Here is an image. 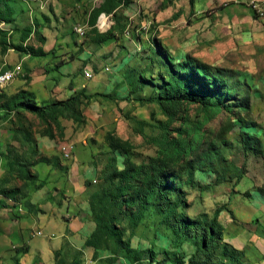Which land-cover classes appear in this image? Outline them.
<instances>
[{
	"label": "rangeland",
	"instance_id": "rangeland-1",
	"mask_svg": "<svg viewBox=\"0 0 264 264\" xmlns=\"http://www.w3.org/2000/svg\"><path fill=\"white\" fill-rule=\"evenodd\" d=\"M76 1L81 4L73 14L76 18L73 26L76 24L81 26L80 31H75L73 27L72 31L74 30L77 35L73 33L89 46L91 34L90 26L87 25L88 13L100 0ZM128 1H131L128 6H120L117 10L118 24L115 25L114 18L110 17L112 25L110 22L109 28L114 26L112 30L114 38L109 44L101 46L97 57L88 59V62L100 72L89 81L123 78L127 84L125 93L121 94V97H113L109 93L106 94V88L101 89L100 93H104L106 96H97L95 98L97 102H89L87 104L89 109L87 106L83 107V110H89V120L87 121V116L84 115L85 122L74 128L75 131L82 126L86 129V133H90L94 127V132L90 134L92 137L89 138L88 143L93 146L92 156H95V162H99L101 169L96 172L94 177L96 180L92 181V186L96 191L107 188L108 185L102 176L107 159L112 155L104 141L107 131H113L122 139H128L133 144L131 159L136 163L157 153L158 147L154 143L153 137L160 135L158 121L165 120V116L155 102L144 101L153 93L156 95V87L151 81L159 85L161 83L160 73L165 74V69L153 53V48L156 45L171 53L176 60L192 56L209 65L219 67L226 81L238 91V99L233 100L231 109L222 108L218 114L209 119L205 118L199 104L186 103V111H181L178 114L171 129L181 125L188 126L187 132L192 136L196 134L199 137L196 144L199 150L218 149L224 155L225 161L231 164L229 169L219 170L220 175L224 177V181L219 183L215 182L213 172L195 171V179H199V175L196 174L199 171L203 173L204 177H209L210 174L212 177L208 180L210 181L208 186L205 185V182L196 179L206 188L183 186L188 194L187 201L192 200L196 203L190 209L186 208V213L195 216L200 210H206L211 215L216 208L225 206V204H221L224 200L237 208L240 215L245 216L247 212L242 206L244 198L237 196L236 192L232 190L248 191V193L244 191L243 196H249V192L254 190L264 193V15L258 16L252 8L251 2L249 6L253 11V16L255 13L256 20H246L244 17L246 10H242V15L239 13L237 21L233 22L229 21L231 16L225 12L234 7V3L230 0ZM8 3L14 9V21L17 22H12L14 25L12 35L15 36L10 40L13 45L20 42L21 31L25 25L32 26L35 21L41 19L40 8L53 12L56 7V0H8ZM30 3H32L31 8H27V4ZM28 9L33 13L30 16L27 14ZM64 14L65 11L62 10L59 16H64ZM225 14L227 16H224ZM98 18L95 27L100 31L97 27ZM27 43H32V38ZM137 47L139 49L133 52L132 49ZM131 55L133 57L128 59L127 64H123L121 69H116L120 61L122 62L124 58ZM32 58L37 59V57ZM103 65H112L114 70L102 73ZM13 73L9 83L15 77L16 72L13 71ZM75 73L82 77V70H77ZM140 77L144 81V87L132 92V85ZM19 90L21 88L17 91ZM78 92L81 91L74 93ZM14 93L0 91V188L13 191L12 193L7 192L8 196L0 194V201L5 205L2 208L11 209L12 218L19 219L22 215L34 214L38 216V211L42 210L44 202L52 200V197L47 196L43 190L49 176L48 165L52 164L54 167L60 168L61 172H66L69 162L77 160L74 147H79L80 144L74 139L58 142L55 146L58 153L47 157L49 161L53 162H37L30 167V177L20 179L16 170L10 166V161L13 159L10 149L21 153L27 150V145L23 146L17 140L20 138L21 141H24V137L23 134L16 133V124L22 123V129L30 133L34 139H37V136H40L47 127L56 130L52 124H45L35 114L25 111L21 107H8V99ZM24 96L25 99L31 101L33 99L26 93ZM111 97L113 98L111 99ZM238 101H243L245 107L236 106ZM108 106L111 107L112 113H108L106 110ZM114 118L116 119L114 120ZM239 118L244 119L248 126H243L244 124ZM140 119L147 121L148 124L141 126L137 122ZM183 120H185L184 124ZM69 123L70 121L66 126L68 128ZM230 123L233 124V127L229 129ZM194 126L199 127L196 129L197 133L195 130H191V128L194 129ZM241 131H248L260 139L261 153H243L239 141ZM171 135L174 136L175 131L171 130ZM66 149L70 151L71 156L67 157L66 152L63 153ZM115 155L118 168H122L123 156L118 153ZM42 156L46 157L35 148L30 159ZM61 162L64 164L61 165ZM238 172H242V178L237 183L235 176ZM89 173L92 174V171L89 170ZM197 203L201 205H197ZM41 204L43 205L41 206ZM89 209L90 211L92 209L90 203ZM94 209L97 210V205ZM115 211L116 209L111 212ZM118 218H120L118 225L124 230V237L129 239L130 244L138 248H150L153 251L155 258L152 264L162 262L163 264H173L171 251L185 255L186 252L194 249L190 241L187 240L179 249L165 252L166 249L160 247L165 245L162 239L172 236V234L169 228L159 223L157 216L146 218L134 229L129 227L126 216L124 217L122 213L118 214ZM9 220L4 216L3 211L0 214V264H14L19 255L17 250L25 249V243L21 246L15 243L12 236L14 224L8 225ZM112 247V242H109V249ZM167 248H171V245H168ZM108 252L110 253V251ZM219 252L220 250L217 251V253ZM166 254L167 258H165ZM124 255L125 252L122 251L114 264H129ZM107 257L85 259L83 253L70 251L69 259H73V262L66 259L64 261L65 264H109ZM245 260V263L240 260L239 264H246L250 261L247 258Z\"/></svg>",
	"mask_w": 264,
	"mask_h": 264
},
{
	"label": "trees",
	"instance_id": "trees-1",
	"mask_svg": "<svg viewBox=\"0 0 264 264\" xmlns=\"http://www.w3.org/2000/svg\"><path fill=\"white\" fill-rule=\"evenodd\" d=\"M130 2L128 0H100L93 6L88 17L90 40L95 43H103L113 39L114 26L109 28L111 21L106 14H110L114 18L116 25L119 21L117 10L120 6H128ZM100 13L102 14L100 15ZM2 14L0 9L1 18L4 16ZM97 18V27L104 32H99L96 29ZM26 31H30V29L25 30V35ZM40 38L41 41L44 40L42 37ZM16 48L24 49L33 56L45 54L41 47L33 45H28L26 48L16 45ZM1 49H4L3 45H1ZM153 53L165 69V74L160 73L161 83L159 85L151 81L156 87V95L153 93L144 100L145 102H155L165 116V120L158 121L160 135L153 137V141L158 147L157 153L136 163L131 159L134 146L128 139H122L113 131L105 133L104 141L112 153L102 171L103 179L108 185L107 188L93 191L88 196L95 228L86 238L83 246L94 249L92 258L97 257L99 249L110 251V255L107 257L109 264H114L122 251L125 252L129 264H152L155 258L153 251L150 248L131 246L129 239L124 237V230L118 225L120 219L118 214L122 213L124 217L126 216L127 224L131 229L136 228L146 218L157 216L159 223L169 228L172 234L168 237V245H171V248H165V252L179 249L187 240L194 247L185 255L171 251L173 264H239L240 260L245 263L244 251L236 249L223 240V226L218 221L220 208H216L211 215L200 212L193 217L185 211L190 204L183 186L199 188L208 186L201 185L195 179V171L213 172L215 182L219 183L224 181L219 170H227L231 164L225 161L224 155L218 149L199 150L196 146L199 137L196 134L192 136L187 132L188 126L181 125L171 129L178 114L181 111H186V103L199 104L205 118L209 119L218 114L222 108L231 109L233 100L238 99V91L226 81L219 67L209 65L192 56L176 60L171 53L156 45L153 48ZM143 87L144 81L140 77L132 85L131 91L134 92ZM26 91L21 89L10 96L8 107H21L23 110L35 114L45 124H52L56 131L47 127L41 135L53 140H62L64 137L65 127L61 123L62 118L72 120L78 127L85 122L83 107L97 96H106L104 93L78 92L72 93L64 100L50 97L46 103L38 105L33 99L32 101L25 99L24 93L33 98V93ZM242 102L238 101L236 106L245 107ZM239 120L243 122V126H248L244 119L239 118ZM137 122L141 126L148 124L142 119ZM184 123L185 120H183ZM21 124H16V133L23 134L24 141H21L20 138L17 140L21 145H27V150L17 153L15 149H10L13 156L10 166L16 170L20 179H27L31 175L30 167L32 165L40 161H49V159L43 156L30 159L35 148L38 150L37 140L30 133L24 131ZM232 127L233 124L230 123L229 129ZM198 128V126H194V129L191 128V130L196 131ZM171 130L175 131L174 136L171 135ZM239 141L245 154L262 152L260 139L248 131L240 132ZM115 153L123 156L122 168L117 166ZM241 178L242 172H238L235 182L238 183ZM7 192L12 193L13 191L0 188V194L8 196ZM245 192L248 193V191ZM95 205H97V210L94 209ZM4 206V203L0 201V209ZM114 209L116 211L111 212ZM109 242L113 244L112 249H109ZM218 250H220L219 253H217ZM17 251H19L18 257H20L27 251V248ZM78 253H82V251L78 250ZM18 257L14 264H20ZM165 258H167V254ZM71 261L73 262V259ZM159 264H163V262Z\"/></svg>",
	"mask_w": 264,
	"mask_h": 264
},
{
	"label": "crops",
	"instance_id": "crops-1",
	"mask_svg": "<svg viewBox=\"0 0 264 264\" xmlns=\"http://www.w3.org/2000/svg\"><path fill=\"white\" fill-rule=\"evenodd\" d=\"M230 1L234 3V7L225 12L231 16L229 21L233 22L237 21L242 10H246L244 15L246 20H256L249 4L250 2L264 3V0ZM82 2H85V0H82ZM80 4L76 0H65L64 2L56 0V7L53 12L40 8L41 19L35 21L34 25L31 23L32 26L27 24L22 28L20 42L17 44L25 48L28 45L41 47L45 52L44 55L33 56L26 50L18 49L16 45L11 44L10 39L15 36L12 35L14 31L12 22L15 13L8 0H0V9L4 14L3 18L0 16V71H10L9 69H12L16 72L13 80L0 88V91L11 94L20 88L25 89L33 93V99L38 105L46 103L50 97L64 100L76 91L93 94L100 93L101 89L106 88V94L109 93L113 97H121V94L125 93L127 84L123 81V78L89 81L100 72L88 62V59L97 57L101 46L109 44L111 40L103 43L90 41L88 46L76 36L74 30L72 31V27L75 28L73 23L76 19L73 14ZM31 5L32 3L27 4V8H31ZM28 10L27 14L30 16L32 10ZM62 10L65 11V14L59 16ZM256 13L258 16L259 14L264 15V12ZM106 15H108L112 25L111 15ZM14 23L17 22L14 21ZM27 28L30 31H26L25 35ZM40 37L44 40L41 41ZM31 38L32 43L28 44L27 42ZM1 45L4 46L3 50ZM138 49L137 47L132 50L135 52ZM32 57H37V59L34 60L35 58ZM132 57L131 55L124 58L122 62L120 61L117 64L116 69H121L123 64H127L128 59ZM77 70H82V77L75 73ZM113 70L112 65L101 67L102 73ZM86 73H91L92 77H87ZM119 87H121L120 90ZM62 90H65V92H62ZM92 101L93 103L97 102L95 99ZM87 108L89 109L88 106ZM88 109L83 110V114L87 116V121L89 120ZM106 110L108 113H112L111 107L108 106ZM69 121L70 126L68 128L66 126ZM61 123L65 127L62 140H53L42 135L37 136L36 139L39 152H42L46 157L58 153L55 150L58 142L74 139L80 144L79 147H74L76 148L74 152L77 160L69 162L66 172H61L60 168L54 167L52 164L48 165L49 176L43 190L47 196L52 197V200H46L44 205L41 204L43 208L38 211V216L34 214L22 215L21 218L14 219L11 216L10 208L0 209L4 211V216L10 219L8 225L14 224L12 226L14 229L12 236L15 243L20 246L25 243V247H27V251L20 255V264H62V262H65L64 259L71 261L69 259L70 251L81 250L85 259H92L94 253L92 247L83 246L86 238L95 228V222L89 209L88 196L95 191L92 181L96 180L94 178L95 174L101 169L99 162H95V156H92L93 146L88 143L89 138L92 137L90 134L94 132V127L90 133H86V129L82 126L74 131L75 124L72 120L62 118ZM60 164L63 165L64 163L61 162ZM89 170L92 171V174L89 173ZM196 174L199 175V179L196 178L198 181L205 182V185L210 184L208 180L212 177L211 174L209 177H204L201 171ZM232 191L236 192L237 196L244 198L242 206L247 213L245 216L240 215L239 210L234 208L232 204L222 201L221 204H225V206L220 207L218 221L223 226V240L236 249L244 250L245 258L248 261L250 260L248 263L264 264V193L254 190L249 192V196H243L245 190ZM188 202L190 204L189 209L196 205L195 201L188 200ZM197 205L201 204L197 203ZM3 211H0V214ZM200 212H206V210H200L196 215ZM38 230L40 234H36ZM162 241L165 242V245L160 247L167 248L169 238L167 236L163 237ZM131 246L136 248L132 244ZM109 255L108 250L99 249L97 251V258Z\"/></svg>",
	"mask_w": 264,
	"mask_h": 264
},
{
	"label": "bare ground",
	"instance_id": "bare-ground-1",
	"mask_svg": "<svg viewBox=\"0 0 264 264\" xmlns=\"http://www.w3.org/2000/svg\"><path fill=\"white\" fill-rule=\"evenodd\" d=\"M251 6L252 8L256 11V12H264V3H257V2H251ZM263 14V13H262ZM101 15V14H100ZM260 15V14H259ZM12 70L10 71H0V76H9L10 75V80L13 77L14 73ZM88 75L90 76L89 78L92 77L91 73H86V76L88 77ZM9 81L6 80H0V88L6 86V84H8Z\"/></svg>",
	"mask_w": 264,
	"mask_h": 264
},
{
	"label": "built area",
	"instance_id": "built-area-1",
	"mask_svg": "<svg viewBox=\"0 0 264 264\" xmlns=\"http://www.w3.org/2000/svg\"><path fill=\"white\" fill-rule=\"evenodd\" d=\"M264 2V1H263ZM80 26L81 25H75V31H80ZM11 74H13V73H11ZM88 77H90L89 75H88ZM0 80H6V81H10V75L9 76H0ZM65 152H66V156H71V154H70V151L69 150H64ZM37 234H40V231L38 230L37 231Z\"/></svg>",
	"mask_w": 264,
	"mask_h": 264
}]
</instances>
